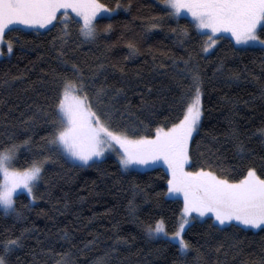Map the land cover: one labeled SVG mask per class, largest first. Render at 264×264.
<instances>
[{
  "label": "trees",
  "instance_id": "16d2710c",
  "mask_svg": "<svg viewBox=\"0 0 264 264\" xmlns=\"http://www.w3.org/2000/svg\"><path fill=\"white\" fill-rule=\"evenodd\" d=\"M100 2L115 7L117 0ZM119 3L114 14L98 18L95 41L82 42L69 21L62 57L59 41L54 45L63 28L59 21L43 31L8 33L17 43L14 54L0 58V141L31 137L14 166L51 154L44 138L52 130L55 78L71 75L75 63L89 81L90 94L103 85L113 97L97 105L101 113L105 107L114 112L113 126L143 134L175 120L176 102L194 91L196 71L204 112L190 143L188 169L210 168L238 179L255 167L264 175V50L238 48L220 38L205 54L204 35L189 20L168 17L160 0ZM153 17L161 18L157 28L149 27ZM109 23L111 30L104 32ZM129 41L138 49L132 55ZM185 60H190L187 66ZM116 89L122 92L115 95ZM168 179L161 167L123 172L112 157L78 166L53 156L34 203L18 194L19 217L0 211V242L20 237L8 264H94L98 258L104 264H264V228L219 225L212 218L193 222L184 233L192 245L184 255L167 239L149 237L145 224L163 219L172 232L180 215L181 202L166 196Z\"/></svg>",
  "mask_w": 264,
  "mask_h": 264
},
{
  "label": "snow or ice",
  "instance_id": "6c2138e0",
  "mask_svg": "<svg viewBox=\"0 0 264 264\" xmlns=\"http://www.w3.org/2000/svg\"><path fill=\"white\" fill-rule=\"evenodd\" d=\"M160 3L168 17L178 19L190 15V23L201 35L207 36L204 52L216 44L218 35L223 37L224 34H230L236 45L259 46L264 50V0H160ZM120 7L119 0L115 7H108L100 0H0V57L14 54L17 40L7 37L9 32L19 33L22 28L18 26L38 31L49 25L55 26L57 21L63 28L54 38V45L59 41L62 57L70 36L69 21L77 25L82 42H92L98 36V18L106 13L113 14ZM160 19L153 17L149 27H159ZM111 27L109 23L103 31L109 32ZM182 32L187 35V29ZM127 46L129 55L138 51L132 41ZM184 63L187 66L190 60ZM102 68L103 65H99L97 72ZM55 79L52 130L44 138L51 154H38L27 161L26 166L16 167L18 153L22 147L31 145V137L20 143L0 141V209L4 214L21 215L15 207L14 197L18 194L26 193L32 201L38 198L36 189L53 156L79 162L80 166H91L106 151L114 150L125 169L134 163L149 165L160 161L167 166L170 178L166 195L183 198L175 230L169 232L163 219L156 220L154 225L145 224L144 229L149 237L167 238L169 243L177 246L180 254H187L192 247L184 233L195 218L193 213L200 217L211 214L219 225L264 226V175L258 174L255 167H248L238 179L217 174L210 168L186 170L191 158L190 143L199 130L204 112L201 80L196 71H192L194 91L176 102L179 114L175 120L170 124H157L150 134L127 126L114 127V112L105 107L101 113L97 108V105H104L105 97H108L106 88L102 85L90 94L89 81L77 64H72L71 75L57 74ZM120 92L122 89H116L115 95ZM45 115L49 113L45 112ZM240 151H243L242 146ZM19 244L20 237L0 242V264H8V256ZM94 264H104L103 258H98Z\"/></svg>",
  "mask_w": 264,
  "mask_h": 264
},
{
  "label": "rangeland",
  "instance_id": "374dc122",
  "mask_svg": "<svg viewBox=\"0 0 264 264\" xmlns=\"http://www.w3.org/2000/svg\"><path fill=\"white\" fill-rule=\"evenodd\" d=\"M69 12H70V15H71L72 17H75V14H74V13H71V10H69ZM113 14H114V13H113ZM111 15H112V14H107V13H106L103 17H109V16H111ZM173 18H176V17H173ZM180 18H185V19L191 21V17H190V15L181 16ZM54 23H55V22H54ZM50 26H51V25H49L48 27H50ZM18 27H21L22 30H26V31H32V30H33V29H31V28H23V26H18ZM48 27H47V28H48ZM194 27H195V26H194ZM47 28H41V29H39L38 31H43V30H45V29H47ZM195 29H196V28H195ZM33 31H35V30H33ZM196 31H197L198 33H200L197 29H196ZM200 34H201V33H200ZM204 37H205V42H206V40H207V36L204 35ZM220 38H228V39H230V40L233 42V44H234L236 47H238V48H259V46H257V47H246V46H243V45H236V44H235V41L231 39L230 34H224L223 37H220V36L218 35V37H217V41H216V44L213 45L212 47H210V48L208 49L207 52H204V51H203V53H205V54L210 53V52L214 49V47L217 45V43H218V41H219ZM203 47H204V46H203ZM5 51H7L6 47H5ZM0 58H3V57H0ZM117 147H118V146H117ZM105 157H112V158H114V159L118 162V164H119V166H120V168H121V170H122L123 172H128V171H138V172H143V171H147V170H149V169L155 168V167H161V168H163V169L167 172V174H168V176H169V178H170V175H169V173H168V171H167V166L163 163V161H160V162L157 163V164H149V165H140V164H135V163H134V164L129 165V167H128L127 169H125V168L120 164L119 157H118L116 151H114V150L106 151L105 155H104L102 158H100V159H98V160H96V161L102 160V159H104ZM68 160H69V159H68ZM69 161L72 162V163L75 164V165L80 166V165H79V162H75V163H74V162L71 161V160H69ZM94 162H95V161H94ZM189 165H190V162H189L188 165L185 166L187 171H190V170L188 169ZM190 172H191V171H190ZM167 191H168V184H167ZM24 194L27 196L26 193H24ZM166 196H167V198H170V199H178V200L181 202L182 207H183V198H182V196H179V197H172V196H169V195H166ZM27 197H28V196H27ZM28 199H29V201H30L31 203H34V201H32L30 197H28ZM0 211L3 212L2 209H0ZM3 213H4V212H3ZM192 215H193V217H195V218L191 221V223L196 222V221H197V222H199V221H203V220L206 219V218H212L213 222H214V223L216 222V221L214 220V218L211 216V214H207V215H205L204 217H200V216H198L196 213H193ZM191 223H190V224H191ZM216 223H217V222H216ZM241 226L244 227V228H246V229H250V230H258V229L264 228V226H262L261 228H250V227H245V226H243V225H241ZM187 227H188V226H186V229H187ZM164 239H167V238H164ZM167 240H168V239H167Z\"/></svg>",
  "mask_w": 264,
  "mask_h": 264
}]
</instances>
